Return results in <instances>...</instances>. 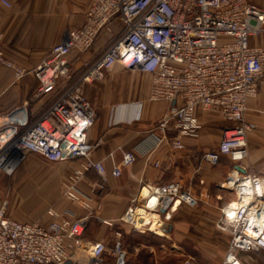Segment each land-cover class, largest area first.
Segmentation results:
<instances>
[{
    "label": "built area",
    "instance_id": "built-area-1",
    "mask_svg": "<svg viewBox=\"0 0 264 264\" xmlns=\"http://www.w3.org/2000/svg\"><path fill=\"white\" fill-rule=\"evenodd\" d=\"M2 2L11 5L9 0ZM116 19L123 22L121 31L37 119L22 129L12 128L0 114V175H14L30 154L50 162L88 157L93 149L88 133L96 110L83 94L82 84L102 76L116 62L149 72L151 99L172 104L156 128L164 131L173 125L179 131L176 148L183 147L182 134H197L198 104L229 122L218 147L206 151L203 158L217 164L227 156L235 165L227 181H233L238 198L223 206L220 221L230 233L222 264H243L240 251L264 250V178L244 165L247 137L256 128L245 117L247 102L264 84V45L251 43V37L264 33V8L250 0H91L84 22L68 29L64 39L31 69L6 56L0 29V67L12 68L15 80L33 72L39 94L54 92L69 75L71 50L89 49L102 30H112ZM135 160V152H125L112 174L120 175ZM90 168L106 172L102 162L88 159L70 175L64 189L66 198L87 209L92 208L91 199L77 190V183ZM94 186L103 188L104 184ZM182 203L196 206L198 198L180 182H148L122 218L135 231L166 234L165 227ZM7 207L8 201L0 200V264H65L74 249L83 246L88 217L51 207L48 213L54 219L44 224L13 218ZM116 234V264H125L122 233ZM106 249L103 241L92 244L93 264H102ZM182 264H192V260Z\"/></svg>",
    "mask_w": 264,
    "mask_h": 264
},
{
    "label": "crops",
    "instance_id": "crops-1",
    "mask_svg": "<svg viewBox=\"0 0 264 264\" xmlns=\"http://www.w3.org/2000/svg\"><path fill=\"white\" fill-rule=\"evenodd\" d=\"M9 1L10 6L0 0L4 50L9 59L28 69L36 66L53 45L61 42L68 29L84 22L91 4V0ZM250 1L264 8V0ZM122 28L123 22L116 19L112 30H102L89 49H72L67 56L69 75L59 81L54 92L39 94V82L33 72L15 80L13 69L1 66L0 114L9 120V126L22 129L37 119L65 85L86 72ZM251 43L264 45V33L251 37ZM151 87L149 72L129 68L121 62H116L102 76L83 83L82 92L96 110L95 123L88 133V141L93 144L89 156L50 162L39 155L45 163L54 164V168L40 169L35 175H24L22 171L17 176L33 184L39 193L45 192L57 199L54 198L49 206L44 204L38 208L32 205L8 207V214L13 218L48 224L54 219L48 213L50 207L70 210L77 217H88L83 246L75 248L65 264H93L91 246L97 241L107 245L102 264H116L117 258L110 244L117 241L118 231L122 233V240L130 234L147 233L177 240L180 248L176 254L183 257L177 264L193 256L199 258L197 264L223 262L230 233L221 227L220 221L223 206L238 198V192L227 181L235 165L227 156H222L217 164H210L203 155L218 147L222 130L229 122L221 114L205 110L198 104L195 110L198 132L196 135L182 134L183 147L176 148L173 144L179 131L173 125L164 131L156 128L172 104L163 99H151ZM177 104L182 105V100L178 99ZM245 117L254 122L256 128L247 137L248 154L244 165L264 178V84L259 94L248 100ZM127 151L135 152V162L124 167L120 175H113L112 170ZM88 159L102 162L106 167L105 173L95 168L86 170L77 183V190L91 199L92 208L89 209L66 198L62 186ZM171 181L180 182L192 192L198 198V204L182 203L178 207L169 221L172 224L170 233L135 231L123 220L143 184ZM95 183H102L104 187L97 188ZM125 251L127 256L129 252ZM150 253L154 257L153 264H169L158 258L174 254L170 249L154 247ZM239 257L243 264H264L263 249L240 251Z\"/></svg>",
    "mask_w": 264,
    "mask_h": 264
},
{
    "label": "rangeland",
    "instance_id": "rangeland-1",
    "mask_svg": "<svg viewBox=\"0 0 264 264\" xmlns=\"http://www.w3.org/2000/svg\"><path fill=\"white\" fill-rule=\"evenodd\" d=\"M77 79L69 82L74 83ZM68 85V84H67ZM23 165V166H22ZM21 167L17 170V172L12 176H6L1 174L0 176V200H7L8 207H27L32 205L33 208H38L44 204L47 206L54 200L55 197H51L50 194H46L45 192L37 191L33 184L24 182L25 180H20L23 177H17L21 172H25L24 175H35L37 171L43 168H54V164H47L44 162L43 158L37 154H30L28 158L24 161ZM27 166V167H26ZM22 176V175H21ZM28 177V176H27ZM65 189V182L62 184ZM49 197H51L49 199ZM57 197V196H56ZM57 198H55L56 200ZM7 207V210H8ZM51 208V207H50ZM49 209V208H48ZM56 209V208H55ZM116 240L112 241L110 247L113 246V249L116 245ZM122 247L124 250H128L127 255V263L126 264H153L154 257L150 250L152 247L156 249H170L174 254H170L169 256L159 257L160 261L167 262L169 264H177L180 259L183 257H179L176 252L180 248L179 242L174 239H162L154 234H130L128 238L121 239ZM162 243L165 245L163 246ZM186 259H191L192 264H197L199 262V258L196 256L187 257ZM185 259V260H186ZM109 264H113L109 262Z\"/></svg>",
    "mask_w": 264,
    "mask_h": 264
},
{
    "label": "water",
    "instance_id": "water-1",
    "mask_svg": "<svg viewBox=\"0 0 264 264\" xmlns=\"http://www.w3.org/2000/svg\"><path fill=\"white\" fill-rule=\"evenodd\" d=\"M171 230H172V224L169 223V224L165 227L164 232H165V233H170Z\"/></svg>",
    "mask_w": 264,
    "mask_h": 264
},
{
    "label": "bare ground",
    "instance_id": "bare-ground-1",
    "mask_svg": "<svg viewBox=\"0 0 264 264\" xmlns=\"http://www.w3.org/2000/svg\"><path fill=\"white\" fill-rule=\"evenodd\" d=\"M23 166V165H22ZM21 167V166H20ZM27 167V166H26ZM228 184H230V185H233V181H231V182H228Z\"/></svg>",
    "mask_w": 264,
    "mask_h": 264
},
{
    "label": "trees",
    "instance_id": "trees-1",
    "mask_svg": "<svg viewBox=\"0 0 264 264\" xmlns=\"http://www.w3.org/2000/svg\"><path fill=\"white\" fill-rule=\"evenodd\" d=\"M127 257V256H126ZM127 263V258H126V261H125V264Z\"/></svg>",
    "mask_w": 264,
    "mask_h": 264
}]
</instances>
